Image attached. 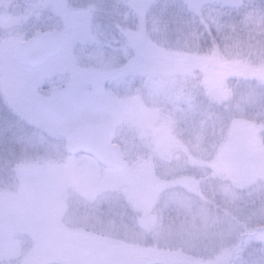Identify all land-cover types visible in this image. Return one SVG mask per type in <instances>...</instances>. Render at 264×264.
Wrapping results in <instances>:
<instances>
[{
	"label": "rangeland",
	"instance_id": "rangeland-1",
	"mask_svg": "<svg viewBox=\"0 0 264 264\" xmlns=\"http://www.w3.org/2000/svg\"><path fill=\"white\" fill-rule=\"evenodd\" d=\"M131 1L139 22L144 20L143 10L152 0ZM187 1L190 8L210 1L224 8V3L238 0ZM10 3L11 0H0L3 10L9 9L6 6L11 7ZM169 5L163 4V10H157V16L163 14L167 20L162 16L156 19L155 40L175 45L201 39L197 37L203 34L197 35L195 18L185 20L191 16L187 14L189 7L175 8L179 19L175 21L170 19L174 12ZM35 6H47L45 18L53 20L52 26L62 32L64 49L45 65L30 69L25 65L20 44L27 31L21 21L25 24L33 16L25 21L12 19L6 11L0 13V26L5 30L0 36V90L10 100L12 109L33 122L46 121L42 123L45 128L60 139L68 125H78L86 115L108 117L116 123L117 130L122 126L131 131V141L139 139L143 151L136 156L134 146L126 149L129 166L123 173L101 167L85 155L69 156L57 164L21 168L19 188L14 194L0 195V260L14 258L18 253L24 254L23 260L30 264H40L61 249L81 260L70 262L68 256L64 264H82L83 260L99 264L100 259L92 251L103 247L106 259L102 264H264V117L257 114L254 120L234 122L222 136L216 154L208 159L199 149L196 154H191V150L172 153L171 148L177 145L176 131L158 106L173 109L185 98L177 89L178 83L161 80L152 93L158 106L147 107L141 98L127 100L122 96L120 88L125 77L112 74L120 66L117 55L121 54L126 62L129 55L135 56L132 73L148 72L147 66L141 64L148 55L158 57L161 49L156 50L152 44L153 52L145 50L142 40H149L147 32L140 35L141 28L130 29L134 33H129V39L111 40L105 43L109 49H99L100 36L94 32L87 11L74 13L64 7L63 0H38ZM247 14L241 20L244 28H249L251 13ZM261 21L264 23V18ZM229 24L239 27L237 22ZM253 24L260 25L255 21ZM202 40H207L206 35ZM256 53L249 57L257 63ZM172 57L161 54V59L158 57L159 61L149 68L167 79L180 72L183 77L192 78L193 71L184 67L185 61L178 56L172 61ZM223 59L222 55H215L212 64H220ZM260 59L264 60V55ZM228 63L248 64L238 54L231 55ZM209 65L212 70L215 68L205 60L201 85L205 83L206 96L222 101L227 95L219 81L210 85L211 89L206 83ZM101 74L112 76L114 88L109 85V92L99 88L103 83ZM45 86L48 89H43ZM251 92L242 95L241 100L252 102L255 93ZM194 117H198L195 111L186 112L187 121ZM204 133L202 125L195 123L192 134L199 137ZM67 195L74 199L72 209L78 217L64 215ZM116 209L120 213H115ZM115 215L122 218L119 223ZM52 223L60 234L48 248L45 240L54 238L47 232ZM242 235L246 251L243 255L239 252ZM24 240H28L29 247H25ZM237 252L241 256L233 262ZM258 252L263 254L260 258ZM86 254L88 257L84 258Z\"/></svg>",
	"mask_w": 264,
	"mask_h": 264
},
{
	"label": "trees",
	"instance_id": "trees-1",
	"mask_svg": "<svg viewBox=\"0 0 264 264\" xmlns=\"http://www.w3.org/2000/svg\"><path fill=\"white\" fill-rule=\"evenodd\" d=\"M37 1L38 0H11V7L8 5L6 8L9 9L3 10L5 7L0 6V13L2 14L6 11L12 16V19L18 20L22 18L25 19V21L33 16L25 24L21 21L24 31L27 30L24 36L28 37L35 29L54 27L52 26L53 20L45 18L47 6L39 9L35 6ZM63 1L64 7L70 11H74V13L79 11L88 12L92 19L91 22L93 23L94 32L100 36L98 39L99 49L101 47L109 49L108 46H105V43L111 40L129 39V33H134L133 31H129L130 29L137 28V30H139L141 28L140 35H143L145 31L149 39L142 40L145 42V50L147 52H153L154 47L156 50L160 48L161 51H159L158 54L160 59L161 54H170L171 57H179L184 60V67L192 69L194 74L192 78L190 76L183 77L180 72L175 78L167 79L166 76H160L161 73L158 70L156 71L155 69L149 68L150 65L157 63L159 59L157 56L155 58L148 55L145 58L147 60L141 64L142 66H147L145 69L148 70V72L146 74H134L132 72L135 70V64L133 62L135 56L129 55L128 61L126 62L121 54L120 56L117 55V63L120 66L117 70L112 72L114 76L125 77L121 84L123 86L120 88L122 93H120L119 90H116V92L126 97L127 100H130L131 97L141 98V102L145 103L147 107H151L152 104L158 106L152 93H154V88L159 86L158 84H160L161 80H173L178 83L179 86L177 89L180 94H182V97L185 98L180 99L173 109L158 106V109H161L164 115H166L167 120L172 121L173 128L176 131V140L174 143H177V145L171 148L172 153L176 152L180 154L182 152L184 154L185 150H191L193 152L191 154H196L199 149L202 156L208 159L209 156L216 154L222 136L227 129H230V126L234 122L246 119L254 120L257 114L260 117H264V62H262V66L260 65V62L264 61L260 59V57L264 55V29L261 26H264V23L261 21L264 18V0H238L230 4L224 3V8L216 7L220 3H215L214 1H210L209 4L202 3L199 4L198 7L194 6L190 8L187 0H152L142 13V17L145 18V26L143 24L144 20L140 19L139 22L138 19L140 16L132 11L131 5H134V2L131 0ZM28 3L29 6L26 7ZM163 4L172 5L173 8L171 9L174 14L170 19L173 18L175 21H179L175 8L179 6L189 7L187 14L191 16H186L185 20L188 19L189 21H193L195 18L198 26L196 27V29H198L197 35L203 34L197 36L201 39L195 40V42L193 40V42H184L175 45L166 41L164 42V40H155L156 19H158V16H162L163 20H167L166 17L164 18L163 14L157 16V10H163ZM54 10L55 9H52V13H54ZM247 12L251 13V18H248L249 28H244V24L241 23V20L243 17L249 15ZM37 17H42V19H36ZM229 21L232 23L237 22L239 27H233L229 24ZM253 21L256 23L259 22L260 25H254ZM4 34L5 30L0 26V36ZM205 35L207 40H202ZM152 44L154 45L152 46L153 48H151ZM92 48L93 47L88 50ZM106 51L107 53L109 52V50ZM110 53L113 52L111 51ZM255 53L258 56V59H255L257 63L249 57L251 54L254 55ZM233 54H238L242 57V60L246 59L248 64H229L228 62ZM110 55L107 57L110 58ZM215 55H222L224 57L223 62L220 64H212V59ZM162 57L164 56L162 55ZM173 57L170 58L172 61L174 60ZM205 60L215 67L212 70L211 66H208V79L206 83L209 85L208 87H210V85L217 84V81H219V87H222L227 95L222 101L214 97L210 98L204 93L205 83H203V85L201 84L205 72ZM160 66H162V64L158 66V69ZM123 74L125 76H121ZM99 76L100 81H103L102 86L99 88H104V91L107 92H109V85L114 88L111 74H101ZM103 84H105L104 87ZM211 88L212 87H210V89ZM43 89H48V86L43 87ZM252 89L253 92H251ZM250 92L251 94L255 93L253 101H242L241 96L249 95ZM10 103V100H8L5 94L0 90V195L3 194V192L14 194L19 188V170L21 168H31L35 165H43L45 163L57 164L62 159L69 157L64 150L63 140L56 138L45 128V124H42L46 121H38L35 119L37 122H33L21 116L19 112L13 110ZM23 109L27 110V108ZM189 110L195 111L198 117H194L191 121H187L185 116L186 112ZM184 122L189 123V125L184 126ZM195 123L202 125L205 130V133L199 137H195L192 134ZM132 136V132L126 130V128L122 129V126L117 133V139L124 150L134 146L133 148L136 156H138L143 151V145L139 139H137L136 142L135 140L131 141ZM263 136L264 134H262L261 137ZM77 192L78 197L82 198L81 192ZM73 200L74 199L70 198V195L67 200L65 199V202L67 201L68 203V212L65 207L66 213L64 215L68 217L79 216L77 212L75 214V210L72 209V202L75 204ZM119 207L121 206L119 205ZM115 213L118 214L120 211L116 209ZM70 214L73 215L70 216ZM114 217L116 218V223L122 220V218L118 219L116 215ZM59 224L63 227L60 222ZM52 229H55L54 226L47 229V232L52 233L51 235L54 236V238L45 240L48 248H51L56 243L55 237L60 234L57 229ZM20 235L21 234L17 236L19 240H21ZM22 235L25 236L24 233H22ZM243 239L244 235L240 238L241 244L239 245V252L242 255L246 252L243 250ZM98 240L102 241V239ZM28 244V240L27 242L24 240L25 247H29L30 245ZM260 244L259 247H262V243ZM256 246L258 245L255 244L254 247ZM239 252L236 253L233 262L239 258L238 256H241ZM70 254L71 251L58 249V251L49 254L47 260L45 259L40 264H64L68 256L70 262L76 263L81 261L78 256L76 257L74 254ZM92 254L100 259L99 264H102L106 259L103 247H98L95 251L93 250ZM16 255L17 256H14V258L3 257L2 260H0V264H30V261L23 260L24 254L17 253ZM262 255V253L258 252L257 257L260 258ZM87 257L88 255L86 254L84 258ZM36 258L40 259L42 257L39 258L37 256ZM82 264H88L87 260H83Z\"/></svg>",
	"mask_w": 264,
	"mask_h": 264
},
{
	"label": "water",
	"instance_id": "water-1",
	"mask_svg": "<svg viewBox=\"0 0 264 264\" xmlns=\"http://www.w3.org/2000/svg\"><path fill=\"white\" fill-rule=\"evenodd\" d=\"M21 45L26 65L39 67L62 50L64 39L58 29H37ZM115 133L113 121L104 117H85L78 126L65 129V149L69 154H90L102 165L124 171L127 160L121 145L115 142Z\"/></svg>",
	"mask_w": 264,
	"mask_h": 264
}]
</instances>
